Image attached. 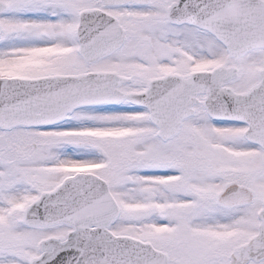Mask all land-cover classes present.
Segmentation results:
<instances>
[{
    "label": "snow or ice",
    "instance_id": "6c2138e0",
    "mask_svg": "<svg viewBox=\"0 0 264 264\" xmlns=\"http://www.w3.org/2000/svg\"><path fill=\"white\" fill-rule=\"evenodd\" d=\"M0 264H264V0H0Z\"/></svg>",
    "mask_w": 264,
    "mask_h": 264
}]
</instances>
